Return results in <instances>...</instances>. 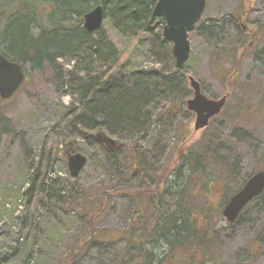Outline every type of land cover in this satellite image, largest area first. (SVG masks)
Returning a JSON list of instances; mask_svg holds the SVG:
<instances>
[{"label": "rangeland", "instance_id": "1", "mask_svg": "<svg viewBox=\"0 0 264 264\" xmlns=\"http://www.w3.org/2000/svg\"><path fill=\"white\" fill-rule=\"evenodd\" d=\"M42 3H31L30 9L37 13L48 7ZM241 3L206 0L201 26L189 35L190 57L177 72L171 43L160 50L157 37L134 38L104 18L100 30L121 60L110 83L127 82L128 90L135 93L148 90L143 104L154 100L155 91L164 90L157 103L142 113L141 129L124 128L117 137L104 131L114 141L110 148L94 137L98 130L87 131V138H82L79 118L69 114L77 109L82 116L94 106L85 103L81 83L89 74L107 70L102 59L81 52L37 68L29 60L31 53L20 58L26 82L12 97L0 98V264H115L125 239L90 242L89 215H94L96 232L126 230L135 215L131 191L159 186V175L176 162L180 146L193 145L199 154L208 147L216 154L224 167L221 179H227L230 191L239 190L252 174L264 170V0L247 2L253 6L251 27L261 25L259 45L246 49L243 57L249 38L244 39L233 23ZM41 17L30 24L33 38L40 28L50 26L47 16ZM209 27L213 33H207ZM188 76L212 98L226 93L233 76L225 107L201 130H194L195 117L185 105L192 97ZM74 152L87 161L73 177L67 160ZM173 172L166 180L176 190L188 176L182 165ZM217 184L207 194L211 204L219 201L224 185ZM210 218L217 248L211 264H264V191L236 220L228 222L214 209Z\"/></svg>", "mask_w": 264, "mask_h": 264}, {"label": "trees", "instance_id": "2", "mask_svg": "<svg viewBox=\"0 0 264 264\" xmlns=\"http://www.w3.org/2000/svg\"><path fill=\"white\" fill-rule=\"evenodd\" d=\"M156 1L0 0V52L16 62H22L20 58L31 53L29 60L37 68H41L45 62L51 64L54 58L76 56L81 52L102 59L107 70L100 75L89 74L87 80L81 83L85 103L94 106L88 110L87 115L79 116L77 109L69 114L79 118L81 128L77 130L82 138H87V135H82L84 131L93 130L105 131L117 137L118 130L139 128L142 113L148 112L157 103L158 96L164 90L155 91L154 100L143 104L149 94L148 90L141 89L135 93L128 90L127 82L111 84V74L121 66L120 53L103 30L88 32L84 29L82 18L91 8L101 4L104 18H110L116 28L134 34V38L140 35L155 36L161 50L163 44L166 46L168 43L161 35L164 21L158 17L150 23ZM39 2H44L42 4L48 7L36 13L30 9V4ZM44 9L47 11L43 12ZM43 15L47 16L50 26L48 29L40 28L38 36L33 38L30 24L37 21L39 16L42 19ZM199 25L201 22L198 28ZM207 31L213 33L210 27ZM96 32L99 36L93 38ZM25 47L29 50L24 51ZM167 47L170 51L169 44ZM182 83L185 87V82ZM216 156L208 147L202 148V154L193 145L178 147L175 151L176 162L168 169L163 168L158 177L159 186L154 189L146 186L142 190L131 191L135 215L128 228L118 234L105 230L96 232L92 227L94 215L90 214L88 228L92 238L89 241L103 242L123 237V253L115 264H211L217 248L211 236L213 227L210 211L214 209L222 215L224 205L236 192L226 188L227 179L222 180L220 176L224 167L218 163ZM178 165L185 167L188 177L186 182H181L179 189L174 190L170 184L167 186L166 179ZM214 171L218 173L213 174ZM217 181L218 187L221 182L224 185H221L219 201L211 204L207 194L210 186Z\"/></svg>", "mask_w": 264, "mask_h": 264}, {"label": "water", "instance_id": "3", "mask_svg": "<svg viewBox=\"0 0 264 264\" xmlns=\"http://www.w3.org/2000/svg\"><path fill=\"white\" fill-rule=\"evenodd\" d=\"M206 6V0H157L153 6L150 22L162 17L163 37L172 44L174 66L183 68L190 56L189 33L201 20ZM104 10L101 4L96 5L83 16V27L88 32L98 30L103 22ZM26 73L23 66L9 60L0 52V98H10L25 82ZM193 96L186 101L187 109L195 113L194 130L207 126L209 121L218 115L226 102V95L212 99L203 94L199 82L192 76L188 77ZM96 138L108 146L114 144L113 139L99 132ZM85 155L74 152L68 156L67 166L71 176H77L85 166ZM264 190V170L252 174L225 204L222 209L224 218L234 221L243 207Z\"/></svg>", "mask_w": 264, "mask_h": 264}, {"label": "flooded vegetation", "instance_id": "4", "mask_svg": "<svg viewBox=\"0 0 264 264\" xmlns=\"http://www.w3.org/2000/svg\"><path fill=\"white\" fill-rule=\"evenodd\" d=\"M255 2V0H242V3H241V6H240V9L238 10V12L236 13V15L234 16V26L236 28H238L239 30H242V37L244 39H247L249 38V42H248V45L247 47L244 48L243 50V53L241 54L240 57H243L247 50L250 51L252 50L257 43V38H258V32L260 33V23H257L255 26L256 28H253L251 27V22L252 20L249 18V15L250 13L253 11V6H249L247 5V2H250L252 3ZM247 6V7H246ZM243 43V41L241 42V44ZM259 45V44H258ZM247 49V50H246ZM241 60V58H240ZM239 60V61H240ZM236 65L238 66V62H236ZM237 72V69L234 71V74ZM233 74V75H234ZM188 78V77H187ZM231 79H233V76H230L229 78V82L232 84V82L230 81ZM199 82V81H198ZM228 82V86H227V90H226V93L223 94L222 96L226 95V102H225V105L227 103V100L229 98V89H231V86H230V83ZM200 84V83H199ZM190 86V85H189ZM191 88V87H190ZM200 90H201V84H200ZM193 91V90H192ZM202 92V91H201ZM203 93V92H202ZM204 94V93H203ZM221 96V97H222ZM209 97V96H208ZM209 98H212V97H209ZM212 99H218V98H212ZM224 105V106H225ZM224 108V107H223ZM222 108V109H223ZM188 111H190L189 109H187ZM222 111V110H221ZM192 112V115H194L195 117V113L193 111H190Z\"/></svg>", "mask_w": 264, "mask_h": 264}]
</instances>
